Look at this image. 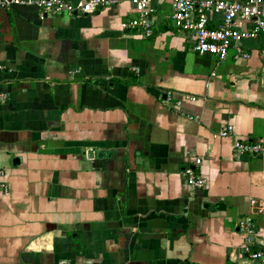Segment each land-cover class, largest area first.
I'll return each instance as SVG.
<instances>
[{
	"label": "crops",
	"instance_id": "obj_1",
	"mask_svg": "<svg viewBox=\"0 0 264 264\" xmlns=\"http://www.w3.org/2000/svg\"><path fill=\"white\" fill-rule=\"evenodd\" d=\"M151 8L146 36L131 0L72 14L0 0V264H257L238 222L253 216L264 250V151L233 142H264V37L219 60L173 0Z\"/></svg>",
	"mask_w": 264,
	"mask_h": 264
},
{
	"label": "built area",
	"instance_id": "obj_2",
	"mask_svg": "<svg viewBox=\"0 0 264 264\" xmlns=\"http://www.w3.org/2000/svg\"><path fill=\"white\" fill-rule=\"evenodd\" d=\"M4 6L24 5L36 6L43 12L72 14L79 9L83 12H94L100 6L112 3V0H88L81 5H75L67 0H1ZM139 15L132 20L134 26L141 27L146 36L154 33L150 18L151 0H131ZM174 12L172 18L184 31L192 34L195 50L201 54L216 56L219 60L226 59L230 51H235L236 58H248L249 53L242 47V42L248 39L264 37V0H173ZM221 15V22L212 25L209 12ZM264 66V50H263ZM166 101L172 103L173 95L166 94ZM195 100L196 96L186 94L185 100ZM183 99L177 100L173 106L180 109ZM234 132V125L222 129L217 137H228ZM233 150L236 156L259 154L264 151L263 141H250L235 137ZM201 158L195 159V165L201 163ZM0 169V175H2ZM187 183L196 189L204 188L207 178L197 172L196 167L187 166L183 171ZM253 207L256 200H251ZM239 230L245 235L244 251L249 252L251 260L264 264V250L250 251L254 241V219L252 215L243 216L238 222Z\"/></svg>",
	"mask_w": 264,
	"mask_h": 264
}]
</instances>
